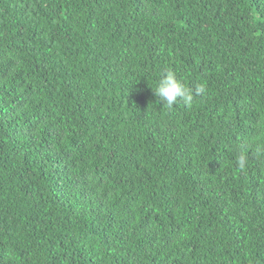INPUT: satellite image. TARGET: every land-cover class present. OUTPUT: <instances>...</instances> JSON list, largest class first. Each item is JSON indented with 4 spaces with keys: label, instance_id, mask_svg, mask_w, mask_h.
<instances>
[{
    "label": "trees",
    "instance_id": "1",
    "mask_svg": "<svg viewBox=\"0 0 264 264\" xmlns=\"http://www.w3.org/2000/svg\"><path fill=\"white\" fill-rule=\"evenodd\" d=\"M258 146L264 0H0V264H264Z\"/></svg>",
    "mask_w": 264,
    "mask_h": 264
},
{
    "label": "clouds",
    "instance_id": "2",
    "mask_svg": "<svg viewBox=\"0 0 264 264\" xmlns=\"http://www.w3.org/2000/svg\"><path fill=\"white\" fill-rule=\"evenodd\" d=\"M203 91V88L198 89ZM154 95L158 98V102H162L163 106L169 108L182 101L185 105H190L193 101V92L190 88L186 87L172 71H164L160 76ZM258 157L264 156V147L258 146L255 149ZM248 157L244 154H240L237 158V164L240 168H244L247 164Z\"/></svg>",
    "mask_w": 264,
    "mask_h": 264
}]
</instances>
